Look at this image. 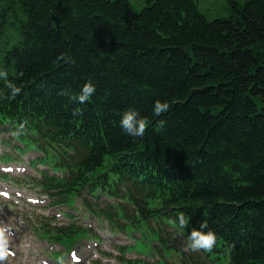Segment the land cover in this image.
Returning <instances> with one entry per match:
<instances>
[{
	"label": "trees",
	"instance_id": "1",
	"mask_svg": "<svg viewBox=\"0 0 264 264\" xmlns=\"http://www.w3.org/2000/svg\"><path fill=\"white\" fill-rule=\"evenodd\" d=\"M143 1L0 0V72L22 89L0 98V130L68 173L43 182L62 200L101 188L139 219L214 232L220 263L264 264V0L212 19L198 0ZM128 110L142 137L122 130Z\"/></svg>",
	"mask_w": 264,
	"mask_h": 264
},
{
	"label": "clouds",
	"instance_id": "2",
	"mask_svg": "<svg viewBox=\"0 0 264 264\" xmlns=\"http://www.w3.org/2000/svg\"><path fill=\"white\" fill-rule=\"evenodd\" d=\"M0 79L5 80L7 89L10 92L5 96L0 94V98L14 100L22 91L21 87L16 86L12 82L8 81V73L6 71L0 72ZM95 86L91 83H87L83 86L81 94L76 97L80 103H85L89 100L90 96L95 93ZM170 105L167 102H161L159 100L155 101L153 106V111L155 115L159 116L162 113H165L169 110ZM27 122H25L26 124ZM147 120L145 118H140L139 113L136 110H128L122 116L120 120V126L122 130L132 137H142L145 134L147 127ZM25 124H21L17 135L22 134ZM163 124V121L161 122ZM178 223L181 228H185L188 225V220L185 219L184 214H180L178 217ZM207 228V222H203L200 225V229ZM189 245L188 248L191 251H200L211 252L217 244V237L214 232L202 230H192L189 236ZM7 238L4 235V230L0 229V261H3L7 258Z\"/></svg>",
	"mask_w": 264,
	"mask_h": 264
},
{
	"label": "rangeland",
	"instance_id": "3",
	"mask_svg": "<svg viewBox=\"0 0 264 264\" xmlns=\"http://www.w3.org/2000/svg\"><path fill=\"white\" fill-rule=\"evenodd\" d=\"M133 4V6L137 9V10H140L143 6H144V1L143 0H130ZM233 1H237V2H245L246 0H198V3H199V6H200V9L209 17V18H215V17H227V16H230L234 13L233 11ZM39 172H40V168L37 165H34L33 166V170L32 172L30 173L31 175H33L34 177H39ZM26 181V180H25ZM25 185V187H31V183H28L26 184L23 183ZM36 188H33L31 190L35 191ZM107 197H102L101 198V203L102 205H106L107 203L106 202H103L104 200H107L106 199ZM79 200L77 201V203H79L80 201V198H78ZM111 203V202H110ZM56 207V206H55ZM57 207H62L65 211H69L70 213L72 214H75V216L77 217V220L78 221H82L83 219V214L81 211L79 210H74V209H70L66 206H57ZM88 216H86V219H84V222L83 224L86 222H89V221H93L91 218H87ZM32 222H35L36 221V226L41 228L43 227L44 223H45V219L44 218H40L38 216H32L31 218ZM96 220V226H100L103 228V230L106 232V233H109L110 232V225L108 224V222L106 220L102 221V220ZM65 222H70V220L67 218V220H65ZM35 224V223H34ZM94 224V223H93ZM35 234V233H34ZM131 234H134V235H141V233L139 231H134V232H131ZM38 236V235H37ZM115 237L114 239H108L106 238L104 241L106 242L104 248H107L109 251H112L113 248H111L112 246V242H114L115 244H117L118 242H123L122 240L120 239H125L124 242H126L127 245L131 244L134 242V240H130L128 238L125 237L124 234L122 233H116L115 234ZM118 238V239H117ZM44 240V239H42ZM143 245V242L142 240H138L137 241V246L138 247H141ZM134 251H138V250H134ZM134 252H128V254H124V255H128V257L130 259H133L134 257ZM148 256V255H147ZM157 258V257H156ZM152 260V259H151ZM177 260V261H176ZM175 263L177 264L179 261H178V258L175 257L174 260ZM219 262V261H217ZM174 263V262H173ZM190 264H193V263H190Z\"/></svg>",
	"mask_w": 264,
	"mask_h": 264
}]
</instances>
